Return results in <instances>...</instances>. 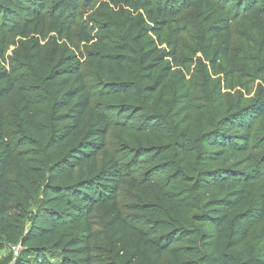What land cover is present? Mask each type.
I'll list each match as a JSON object with an SVG mask.
<instances>
[{
	"label": "trees",
	"instance_id": "1",
	"mask_svg": "<svg viewBox=\"0 0 264 264\" xmlns=\"http://www.w3.org/2000/svg\"><path fill=\"white\" fill-rule=\"evenodd\" d=\"M93 1L0 0V234L19 248L0 264H163L165 256L170 264H264V251L246 248L252 228L264 224V136L252 141L264 93L206 120L204 131L192 127L198 109L187 92L172 102L175 124L147 109L179 64L182 29L173 23L161 48L164 30L191 2L204 9L208 52L223 34L216 55L226 58V7L236 16L253 10L264 25V0H122L144 12L142 26L127 19L124 41L107 23H77L93 48L77 56L66 23L75 24ZM46 19L68 42L62 50L54 45L50 62ZM10 35L27 41L35 86L17 77L19 65H6ZM82 59L95 75L81 70ZM35 95L48 100V124H41L44 105ZM11 104L17 127L8 132ZM112 128L140 144L117 156L106 146ZM126 182L139 198L122 208ZM73 224H83L81 232L67 237L63 230Z\"/></svg>",
	"mask_w": 264,
	"mask_h": 264
},
{
	"label": "rangeland",
	"instance_id": "2",
	"mask_svg": "<svg viewBox=\"0 0 264 264\" xmlns=\"http://www.w3.org/2000/svg\"><path fill=\"white\" fill-rule=\"evenodd\" d=\"M260 1L256 4L259 6ZM230 43L229 53L226 58L217 56V47L223 34L212 43L208 52V29L199 14L204 12L197 1L190 6L174 22L167 25L164 30L161 48H165V41L172 31L173 23H177L182 29L179 36L177 57L179 64L173 68L167 81L166 88H158L154 99L147 105L152 114L163 115L171 123H177L171 105L174 99L183 92H187L192 104L198 110V115L192 120L193 129L205 130L206 120L217 119L228 113L232 108L243 109L256 100L257 95L264 93V25L263 16L253 10L244 9L239 15L231 14L229 7ZM226 10V11H227ZM132 18L138 27L145 21L144 12L125 6L122 0H95L87 10H78L75 24L67 21L71 42L69 48L72 53L86 57L92 46L84 42L80 30L76 24L86 23L92 27L107 23L113 28L117 39L126 40L125 21ZM58 27L50 19H46L42 44L45 46L44 56L50 62L54 45L62 48L68 44L65 34L58 38ZM94 32L92 33V35ZM33 38V34L30 36ZM38 37V36H37ZM110 40V38H108ZM8 48L5 52L7 66L19 65L22 72L17 77L29 85L35 86L37 77L29 66V51L27 41L19 35L7 37ZM214 63L212 64V61ZM81 70L95 75L96 70L88 61L81 60ZM35 101L41 102L44 107L40 110L41 124H48L50 120L49 103L43 97L33 96ZM6 129L12 132L17 127V113L14 105L5 107ZM204 117V118H203ZM86 119L88 117L86 116ZM86 125L82 129L84 132ZM196 131V130H194ZM264 136V117L255 120L253 125L252 141L256 142ZM136 144H140L139 137L135 134L131 140L124 138L121 133L112 128L106 138V146L110 152L121 157ZM255 154H257L255 152ZM261 155V154H258ZM158 182H163L162 180ZM128 182L120 186L118 201L121 207H125L138 199ZM251 194L248 196L247 205ZM34 207L30 211H34ZM26 228L29 222H24ZM83 224H73L65 227L63 232L67 237H75L81 232ZM13 236L19 237L18 229H14ZM246 248L254 253L264 251V224H258L252 228L246 242ZM17 247L9 241L8 234H0V259L15 255ZM101 253V252H98ZM163 264H170L168 256L163 258Z\"/></svg>",
	"mask_w": 264,
	"mask_h": 264
},
{
	"label": "built area",
	"instance_id": "3",
	"mask_svg": "<svg viewBox=\"0 0 264 264\" xmlns=\"http://www.w3.org/2000/svg\"><path fill=\"white\" fill-rule=\"evenodd\" d=\"M19 248H17V250H18ZM17 252V251H16ZM16 254V253H15Z\"/></svg>",
	"mask_w": 264,
	"mask_h": 264
}]
</instances>
